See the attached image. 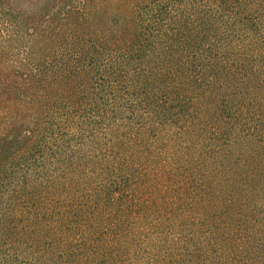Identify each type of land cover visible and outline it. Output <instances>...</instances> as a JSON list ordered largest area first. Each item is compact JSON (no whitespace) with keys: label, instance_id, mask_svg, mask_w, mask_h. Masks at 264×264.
<instances>
[{"label":"trees","instance_id":"16d2710c","mask_svg":"<svg viewBox=\"0 0 264 264\" xmlns=\"http://www.w3.org/2000/svg\"><path fill=\"white\" fill-rule=\"evenodd\" d=\"M141 261L264 264V0H0V264Z\"/></svg>","mask_w":264,"mask_h":264},{"label":"rangeland","instance_id":"374dc122","mask_svg":"<svg viewBox=\"0 0 264 264\" xmlns=\"http://www.w3.org/2000/svg\"><path fill=\"white\" fill-rule=\"evenodd\" d=\"M119 121L120 120H118L117 122H119ZM57 129H60V128H57ZM76 129L77 128H73V129H70V130H74L75 131ZM104 129H107V131L109 132V135H110L111 130H113V132H115L117 134L119 132V134L122 137H125L126 134H130L131 132H133V130H135V128H104ZM137 129H139V128H137ZM158 129H159V131H161L162 135L160 136L161 140L158 141L157 143H161L162 142V144H169L171 146L176 147V151H175L176 154H178L179 150L183 152V148L187 144V139L188 138L185 139L184 137H180V136L176 135L177 133H181L180 132L181 128H158ZM196 138H197L198 142H196L195 140H191V139L190 140L191 141H195L196 143L199 144V141H201L200 135H197ZM149 143L154 144L155 141H150ZM175 144H176V146H175ZM90 172L93 174V179L100 180V179H98L99 177L96 176L93 173L92 170ZM142 263H143V261L140 262V264H142Z\"/></svg>","mask_w":264,"mask_h":264}]
</instances>
